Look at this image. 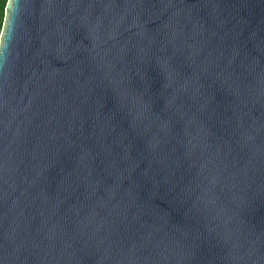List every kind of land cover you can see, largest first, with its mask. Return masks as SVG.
Returning <instances> with one entry per match:
<instances>
[{"label":"water","instance_id":"1","mask_svg":"<svg viewBox=\"0 0 264 264\" xmlns=\"http://www.w3.org/2000/svg\"><path fill=\"white\" fill-rule=\"evenodd\" d=\"M0 264H264V0H9Z\"/></svg>","mask_w":264,"mask_h":264},{"label":"trees","instance_id":"2","mask_svg":"<svg viewBox=\"0 0 264 264\" xmlns=\"http://www.w3.org/2000/svg\"><path fill=\"white\" fill-rule=\"evenodd\" d=\"M9 0H0V36L2 33L4 20H5V14H6V7Z\"/></svg>","mask_w":264,"mask_h":264}]
</instances>
